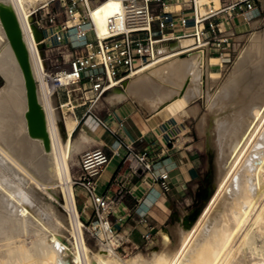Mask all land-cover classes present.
Wrapping results in <instances>:
<instances>
[{"label": "bare ground", "instance_id": "obj_1", "mask_svg": "<svg viewBox=\"0 0 264 264\" xmlns=\"http://www.w3.org/2000/svg\"><path fill=\"white\" fill-rule=\"evenodd\" d=\"M45 2L0 0V264H117L112 258L116 255L114 234L98 251H92L84 238L72 164L92 137L81 130L73 138V130L60 117L55 88L31 24L32 11ZM120 9L117 0L90 7L101 37L107 34L108 19ZM8 16L17 25L42 132L29 128L26 75L8 34ZM88 36L93 40L91 31ZM190 42L180 40L176 49L172 44L158 46V60L114 81L109 89L110 101L130 97L148 111L171 107L181 116L195 112L190 103L200 96L205 100L209 97V102V85L218 74L212 65L220 64V60L211 57L202 61L195 52L180 50ZM244 47L221 89L222 99L230 96L234 116L217 126L223 115L211 108L202 121L210 133L219 129L221 137L216 190L193 227L180 234L176 250H168L172 240L162 232L165 250L154 254L148 264H264V31L254 33ZM66 74L62 71L57 76L63 84ZM232 181L235 190L229 189ZM58 188L63 194L65 215L57 205ZM233 197V202L226 201ZM102 224L107 231V223ZM23 233L30 235V242H23L27 241L26 236L21 239ZM197 239L200 241L194 250ZM142 261L135 259L132 264H144Z\"/></svg>", "mask_w": 264, "mask_h": 264}, {"label": "built area", "instance_id": "obj_2", "mask_svg": "<svg viewBox=\"0 0 264 264\" xmlns=\"http://www.w3.org/2000/svg\"><path fill=\"white\" fill-rule=\"evenodd\" d=\"M105 0H46L34 9L31 24L42 33L39 48L46 53L43 61L53 64L55 54L62 57V48L70 47L76 57L68 64H55L47 71L55 93L64 92L69 98L76 92L88 98L92 108L85 116H92L97 125L115 139L113 154L125 148L133 155L135 173L152 172L149 152L142 151L135 141L121 136L124 123L113 125L94 111L97 102L109 91L114 81L128 77L142 66L158 60V46L177 43L183 39L191 42L181 51L190 50L202 61L211 57L228 64L236 43L238 28L248 23L259 13L260 0H117L121 9L108 19L107 34L101 37L90 15V7ZM45 12V23L39 17ZM88 31L93 34L89 39ZM77 38L81 40L78 41ZM42 57V56H41ZM47 70V67H46ZM64 71L66 83L57 76ZM85 85H88L86 88ZM87 99V98H86ZM60 109L64 104H60ZM106 145L84 151L80 155L79 170L73 186L83 189L94 208L92 221L94 230L101 226L103 232L116 233L113 224L122 222L123 217L115 216L123 193L118 197L98 192V181L110 162ZM162 188L169 191V174L155 176ZM103 221L109 229H103ZM96 225V226H95ZM101 232V231H99ZM99 234V233H97Z\"/></svg>", "mask_w": 264, "mask_h": 264}, {"label": "crops", "instance_id": "obj_3", "mask_svg": "<svg viewBox=\"0 0 264 264\" xmlns=\"http://www.w3.org/2000/svg\"><path fill=\"white\" fill-rule=\"evenodd\" d=\"M61 50L62 57L55 56L53 64H48L49 69L55 64H68L76 57V54L69 51L67 47ZM85 87L87 88L88 85ZM75 95L79 94L72 91L68 98L64 92L56 93L58 106L65 104L69 111L63 113L61 119L73 131L81 123L87 127V130L90 129L88 134L92 137V141L82 152L101 144L108 147L110 162L98 181V192L111 197H118L120 192L123 193V199L118 205L119 211L114 215H120L124 219L122 222L115 223L116 219L113 217L114 227L117 228L116 237L120 243L124 241L123 244L126 246L133 240L140 242L146 234L159 231L170 218L179 215L180 202L187 201L188 195L197 187H194L197 176L194 172L193 151L188 147L181 149L175 146L172 141L174 137L169 132L171 128L182 129L187 121L171 107H163L149 113L125 99L104 108L95 106V111L111 124L117 125L119 121H122L125 130H121V136L126 140L135 141L143 152H149V160L153 166L152 172L135 173L133 155H129L125 148L120 149L119 154L112 153L111 150L116 148L115 139L103 131L92 116H85L92 108L86 96L79 95L80 98H77L83 99L82 104H73V100L70 99L72 97L74 99ZM163 172L169 174L167 180L170 185L169 191H165L161 181L155 177ZM76 192L82 216L86 221H91L95 218V211L87 193L81 188H77ZM197 217L198 210L192 219H182L181 223L177 222L179 230L175 225L173 227L175 229H171L172 233L188 231L197 221ZM163 233L168 234L164 231Z\"/></svg>", "mask_w": 264, "mask_h": 264}, {"label": "rangeland", "instance_id": "obj_4", "mask_svg": "<svg viewBox=\"0 0 264 264\" xmlns=\"http://www.w3.org/2000/svg\"><path fill=\"white\" fill-rule=\"evenodd\" d=\"M45 16H46L45 12H43L42 15L39 17L41 24L45 23ZM263 31H264V2L262 0H260L259 13L257 14V16L255 18H253L251 21H249L248 23L242 24L238 28V34L236 35V43H235L233 53H232V56L230 58L229 63L228 64H222V66L220 64L212 65V67L214 68L213 71L217 72L218 74L216 75L217 76V78L215 79L216 81H214V82L212 81L211 84L209 85V91L208 92L210 93L211 100H209V102H208L207 98H209V97H206V100H205V96L202 95L198 99H196V101L191 102L190 108H195V112L192 114L189 113V114L182 115L183 117H185V119L187 121L183 125L182 129L179 130L176 128H171L169 130L171 136L174 137V140H172V141L175 143V146L180 147L181 149L188 147L194 153L193 165H194V172L197 176L196 180L194 181V187H196V186L197 187L194 189L193 193H190V195H188L187 201L182 200L180 202V211L181 212L179 213V215H174V217L170 218L164 225H162V227L159 229V231L152 232L151 234H146L143 237V240H141L140 242L133 240V241H131L132 243H130L128 246H126L123 244L124 241H122V243H120V241L116 237L117 232L115 234L113 233L115 237H113V241H112L113 245L112 246L115 249L116 255H113L112 258L115 260V262L117 264H132V261H134L135 259H140V261L143 260L142 263L144 262V264H148V260H152L153 255L163 251V249L165 247L163 242H162V237H161V233L163 231L167 232L169 234V237L172 240V243H171L170 247L168 248V250L169 251L170 250H176L178 247L180 234H182V233L178 234V232H175L173 234L171 231V228H173L177 224V222L181 223L182 219L183 220L192 219L196 215L197 210H198V217H199L201 212L204 210L205 206L208 204L209 200L211 199L212 195L214 194V192L216 190V186H217L216 182H218V180H219L220 174L218 175L217 173L220 172L219 157H220V152H221L220 150H221L222 143H221V137L219 134V129L216 128V131H214V133H210V131L204 126V123H202V121L204 119L205 113L208 114L210 112L209 110L211 108L218 110V113L223 115V117H221V119L217 122V126L220 125L221 121L226 122L228 120V117L234 116L235 112H232L234 109H233L232 104H231L230 96L226 95L225 99L223 96V99H222V96H221V93H222L221 89H223L222 84L226 81V79L230 75L231 71L233 70L240 51L245 48L244 46H247L249 44L251 36L254 33L260 34ZM172 47H173V49H176L177 43H173ZM67 49H69V51H71L73 54H76V52L73 51L72 48H70L69 46L67 47ZM39 50H40L42 58H44L45 54L49 55V53H45V49L43 47L39 48ZM61 54H62V52H61ZM55 56H56V54H55ZM57 56H59V55H57ZM216 63H219V62H216ZM45 66L47 67V71L50 70L48 67V64L46 65V63H45ZM2 84H3V79H2V77H0V87ZM219 86L221 88H219ZM216 88H217V90L215 92ZM110 92H111V90H109L100 99V101L97 102V107H101V108L103 107L104 108V107L108 106L109 104L113 103L110 101V99L108 97ZM60 93H62V92H60ZM55 95H56V93H55ZM85 95H86V98L88 99L89 96L91 95V92H86ZM105 96H106V98H104ZM77 98L78 99L80 98L79 95L74 96L75 100L73 99V97L70 100H73L74 105L82 104L83 99L78 100ZM125 100H129L130 102H133L138 107L142 108L144 111L151 113V111H148L138 101L133 100L130 97H127ZM210 101H212V102H210ZM208 106L209 107L211 106V107L209 108ZM213 106H214V108H213ZM57 107H59V106L57 105ZM223 107L226 108L225 111L221 110ZM58 109H59L60 117H61V115H63V113L69 112L68 108H66L65 104H64V108H62V109L58 108ZM94 111H95V109H94ZM97 113H99V112H97ZM68 128L71 129V127H69V126H68ZM81 130H85L86 132L90 133L89 132L90 129L87 130V127L81 123V125L75 131H73V134H74L73 138H76L79 135V132ZM219 137H220V139H219ZM177 140H178V142H177ZM85 142H87V143H85L86 146H87V144L90 145V141H85ZM82 153L83 152H80V153L75 155V160L72 164V178H73V180H74V177L77 175V172L79 170L80 155ZM216 170H217V172H216ZM239 173L235 176L236 179L238 178L237 176L239 175ZM235 177H234V179H235ZM229 189L235 190V188H233V181L230 184ZM58 190H59V197H58L57 205L59 206L60 211H62V214L65 215L66 212L63 209V205H64L63 194H62L60 188H58ZM76 197H78L77 192H76ZM235 197L231 198V200H229V199H227V200L225 199V200L227 202H233V199H235ZM77 208L80 212L81 220H82L83 224L85 225L83 227V232H84V238H85L86 244L92 251H98V249H100V247L102 245L105 246L110 241V239L108 237H110L112 235V233H110L108 230L109 225L105 224L106 225L105 227L108 230L106 232V234L103 232L101 226L97 227L98 230H94V226H93L94 224L92 223L94 218H92L91 221H86L84 219V217L82 216V211L80 209V205L78 204V198H77ZM64 222L67 223L65 225L68 226V228H70L68 225L69 223L66 222V220ZM192 227H193V225L188 230H190ZM99 231H101V232H99ZM185 232H187V231H185ZM97 233H100V234H97ZM69 234L70 233L68 232V236H69ZM23 236H24V233L22 234V238H21L24 240L26 234L24 237ZM29 236L30 235L27 234V236H26L27 241H23L24 243L31 241ZM69 237H71V235ZM198 237H199V239L202 238V234L199 235ZM199 239H197L198 241L193 246L194 250L197 247L196 244L200 241ZM193 249H192L191 253H193V251H194ZM144 260L147 261V263Z\"/></svg>", "mask_w": 264, "mask_h": 264}, {"label": "water", "instance_id": "obj_5", "mask_svg": "<svg viewBox=\"0 0 264 264\" xmlns=\"http://www.w3.org/2000/svg\"><path fill=\"white\" fill-rule=\"evenodd\" d=\"M5 20H6L5 24L7 26L8 34L11 37L12 41L14 42V47L17 49L18 53L20 54L22 58L24 72L26 75V81H27V86H28V101H29V113L27 115L28 120H29V128H30V131L32 132H42L43 127L41 125V122L37 119V109H36L34 94L32 90V85L29 80V77L27 76V68L23 60L24 58H23V53L21 50V44L19 41V32L17 29V25H16L15 20L12 17L8 16L7 19L5 18ZM33 29H34L37 41L40 42L42 40V34L40 33V31H38V29H36V27H33ZM36 121L38 123H36Z\"/></svg>", "mask_w": 264, "mask_h": 264}]
</instances>
